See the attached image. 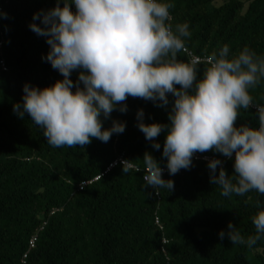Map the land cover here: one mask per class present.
I'll use <instances>...</instances> for the list:
<instances>
[{
	"label": "trees",
	"instance_id": "1",
	"mask_svg": "<svg viewBox=\"0 0 264 264\" xmlns=\"http://www.w3.org/2000/svg\"><path fill=\"white\" fill-rule=\"evenodd\" d=\"M164 2L174 5L166 21L173 31L178 24L189 25L190 36L183 39L194 53L218 54L228 45L230 56L248 47L264 57V0ZM56 3L0 0V264H264V239L248 248L233 245L227 234L219 236L229 222L245 238L255 234L254 202L264 204V195H221L220 186L210 183L208 162L192 158L189 169L164 174L174 182L170 192L148 185L143 171L123 172V165L102 174L119 155L144 168L142 158L150 152L160 166L167 164L166 133L154 148L139 130L137 111L143 109L146 123L167 124L173 94L165 106L129 96L126 112L101 115L104 128L116 119L125 122V131L113 133L108 142L92 138L84 147L51 146L27 113L21 118L14 111L22 104L25 83L43 88L63 79L46 60L47 38L30 29L33 15ZM177 59L190 62L183 50ZM196 67L202 75L206 65ZM78 76L79 70L71 73L74 83ZM250 95L254 104L264 105V78ZM236 125L258 127L256 108L239 109ZM233 165L234 158L223 166L229 175Z\"/></svg>",
	"mask_w": 264,
	"mask_h": 264
},
{
	"label": "clouds",
	"instance_id": "2",
	"mask_svg": "<svg viewBox=\"0 0 264 264\" xmlns=\"http://www.w3.org/2000/svg\"><path fill=\"white\" fill-rule=\"evenodd\" d=\"M172 7L164 0H63L62 6L57 0L54 8L34 14L30 29L47 38L46 60L63 79L43 88L25 83L22 104H15L14 111L21 118L27 113L51 146L84 147L92 138L108 142L113 133L125 131V122L116 119L104 128L101 115L126 112L129 96L165 106L171 93L175 99L169 123H146L143 109L137 111L139 130L154 148H160L156 138L166 133L163 156L169 174L189 169L196 153L214 151L230 159L234 153L231 175L220 159L208 161L210 183L220 186L225 197L264 195V105L255 103L258 127L236 125L239 109L254 104L250 89L264 78V57L248 47L230 56L224 45L203 60L179 61L183 38L190 32L187 23L176 25L175 31L166 23ZM201 63L206 67L198 75L196 65ZM75 70L79 76L74 83ZM142 160L148 185L174 189L150 152ZM122 165L125 173L140 170L129 160ZM254 207L255 234L245 238L229 222L220 238L227 234L233 245L248 248L264 239V204L256 200Z\"/></svg>",
	"mask_w": 264,
	"mask_h": 264
},
{
	"label": "built area",
	"instance_id": "3",
	"mask_svg": "<svg viewBox=\"0 0 264 264\" xmlns=\"http://www.w3.org/2000/svg\"><path fill=\"white\" fill-rule=\"evenodd\" d=\"M183 51H185V52L188 54L190 62H195V61H197V60H203V58H205L206 56H208V55H203V56H201V55H199V54L194 53V52H193L192 50H190L185 44H184ZM1 63H2L3 68L6 69L5 62H4V61H1ZM252 106H253L254 108H256L255 104H253ZM234 155H235V154L233 153V157H232V158H234ZM213 158H218V159H220V160L222 161V165H223V166L226 164V162H227L228 160H230V158L225 157V156H224V157H219V156H216V155H214V154H208V153H204V154H202V153H196V154H194V156H193V159H194V160H202V161H205V162H208L209 160H211V159H213ZM232 158H231V159H232ZM124 160H128V159L125 158V156H123V155H119V156L115 157L113 160H111V161L108 163V166L106 167L105 171H104L102 174L109 172L112 168H114V167H116V166H118V165H122V161H124ZM129 162L132 163L135 167L140 168V171H143V172L145 173V170H144L141 166H139V165H137V164H135V163H133V162H131V161H129ZM161 168L163 169V175L169 173V172H168V169H167V164L161 166ZM100 177H101V174H100V175H97V176H96L94 179H92V180L84 181V184L90 183V182L93 181V180H97V179H99ZM156 222H157L158 224H160L159 219H156ZM35 242H36V236H33V237L31 238L30 242H29V243H30V248H32V247L35 246ZM163 242H164V243H167L168 240H167L166 238H163Z\"/></svg>",
	"mask_w": 264,
	"mask_h": 264
},
{
	"label": "rangeland",
	"instance_id": "4",
	"mask_svg": "<svg viewBox=\"0 0 264 264\" xmlns=\"http://www.w3.org/2000/svg\"><path fill=\"white\" fill-rule=\"evenodd\" d=\"M224 0H217V3H221V2H223Z\"/></svg>",
	"mask_w": 264,
	"mask_h": 264
}]
</instances>
